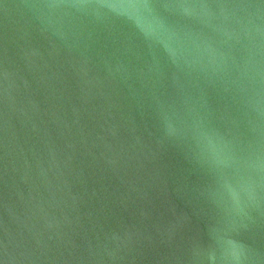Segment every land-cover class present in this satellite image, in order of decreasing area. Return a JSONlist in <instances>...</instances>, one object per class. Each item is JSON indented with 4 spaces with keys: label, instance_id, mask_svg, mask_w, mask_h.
<instances>
[{
    "label": "water",
    "instance_id": "95a60500",
    "mask_svg": "<svg viewBox=\"0 0 264 264\" xmlns=\"http://www.w3.org/2000/svg\"><path fill=\"white\" fill-rule=\"evenodd\" d=\"M0 264H264V0H0Z\"/></svg>",
    "mask_w": 264,
    "mask_h": 264
}]
</instances>
